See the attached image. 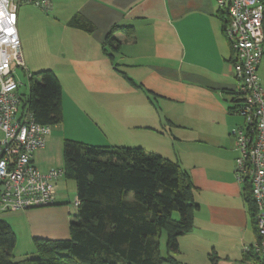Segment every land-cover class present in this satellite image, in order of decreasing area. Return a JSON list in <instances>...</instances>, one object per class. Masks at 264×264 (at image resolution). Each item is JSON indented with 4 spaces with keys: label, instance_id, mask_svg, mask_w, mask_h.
Here are the masks:
<instances>
[{
    "label": "crops",
    "instance_id": "0c3cea01",
    "mask_svg": "<svg viewBox=\"0 0 264 264\" xmlns=\"http://www.w3.org/2000/svg\"><path fill=\"white\" fill-rule=\"evenodd\" d=\"M76 18L91 29L75 25ZM116 24L135 32L116 33L121 44L113 61L104 42ZM18 31L21 68L52 69L63 89V120L50 125L45 147L34 155L41 171L64 170L67 139L140 146L177 160L190 175L197 207L192 229L178 236L176 259L256 264L244 259L258 234L246 181L235 172L232 131L244 118L233 110L238 78L217 0H52L47 9L22 2ZM258 74L264 85V54ZM70 180L65 174L56 180V203L13 211L23 214L19 224L32 242L70 236L78 208L68 204L67 191L76 185Z\"/></svg>",
    "mask_w": 264,
    "mask_h": 264
},
{
    "label": "trees",
    "instance_id": "16d2710c",
    "mask_svg": "<svg viewBox=\"0 0 264 264\" xmlns=\"http://www.w3.org/2000/svg\"><path fill=\"white\" fill-rule=\"evenodd\" d=\"M224 31L228 16L221 11ZM74 24L90 25L75 19ZM91 29V27L89 28ZM134 34L131 25H114L108 32L105 51L114 61L121 40L117 32ZM134 85L140 86L121 70ZM28 91L21 94L22 109L42 124L56 125L63 120L62 84L52 69L31 72ZM233 93V110L242 102ZM64 173L76 182L79 200L70 221L68 238L35 237L37 256L17 259V235L0 218V264H180L178 236L192 229L193 185L190 175L177 160L147 152L140 146L95 145L65 140ZM246 181V199L257 230V206L251 183ZM166 234V252L161 237ZM244 259L264 264L253 250Z\"/></svg>",
    "mask_w": 264,
    "mask_h": 264
},
{
    "label": "built area",
    "instance_id": "2783aa9c",
    "mask_svg": "<svg viewBox=\"0 0 264 264\" xmlns=\"http://www.w3.org/2000/svg\"><path fill=\"white\" fill-rule=\"evenodd\" d=\"M22 2L49 8L52 0H0V210L25 211L57 201L56 180L64 170L41 171L35 153L44 148L51 126L22 109L21 82L16 66L24 64L18 31ZM228 16L225 35L234 52L237 91L242 102L237 112L244 124L233 129L238 155L235 172L249 179L257 206V241L245 248L264 261V85L258 67L264 54V0H217ZM31 75V72L27 74ZM76 206L79 204L77 199Z\"/></svg>",
    "mask_w": 264,
    "mask_h": 264
},
{
    "label": "rangeland",
    "instance_id": "374dc122",
    "mask_svg": "<svg viewBox=\"0 0 264 264\" xmlns=\"http://www.w3.org/2000/svg\"><path fill=\"white\" fill-rule=\"evenodd\" d=\"M22 65L16 66L14 75L15 77L21 82L20 85V93L25 94L28 91V85H27V80H28V75L27 72L21 68ZM244 118V117H243ZM2 136V133L0 132V137ZM69 182L73 183L75 185V181L71 179ZM70 193L69 195V205H71L72 208L75 209V201L77 197L75 196L76 193V185L75 189L73 191H67ZM21 212H13V211H1L0 210V218L6 220L12 228L14 229L16 235H17V243L14 248V255L17 259L20 257H25V258H31V257H36L37 256V251L34 246V242L28 239V235L26 233V227L22 224H19V221L22 219L23 223L25 222ZM161 242H162V248L165 251V243H166V234L163 233L161 237Z\"/></svg>",
    "mask_w": 264,
    "mask_h": 264
}]
</instances>
